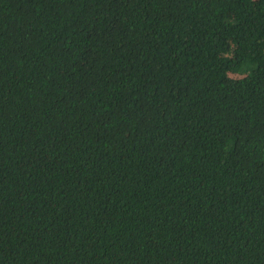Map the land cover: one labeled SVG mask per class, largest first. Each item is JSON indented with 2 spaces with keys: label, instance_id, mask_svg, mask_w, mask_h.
<instances>
[{
  "label": "trees",
  "instance_id": "obj_1",
  "mask_svg": "<svg viewBox=\"0 0 264 264\" xmlns=\"http://www.w3.org/2000/svg\"><path fill=\"white\" fill-rule=\"evenodd\" d=\"M0 264H264V0H0Z\"/></svg>",
  "mask_w": 264,
  "mask_h": 264
}]
</instances>
